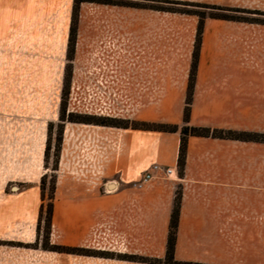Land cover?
<instances>
[{
  "label": "crops",
  "instance_id": "obj_1",
  "mask_svg": "<svg viewBox=\"0 0 264 264\" xmlns=\"http://www.w3.org/2000/svg\"><path fill=\"white\" fill-rule=\"evenodd\" d=\"M199 1L229 7L239 0ZM44 2L63 14L62 25L46 34L45 43L63 61L70 1ZM83 7L71 60L72 85L79 88V96L80 84L87 85V113L180 128L198 17ZM189 125L264 134L263 23L203 19ZM66 131L71 136L64 139L60 164L65 168L71 162V170L59 176V195L53 200L51 216L60 243L163 260L179 189L176 261L264 264V142L188 136L179 176V130L74 123ZM81 143L87 145L84 158L92 159L94 169L84 174L76 171L74 162ZM152 163L172 171L169 175L156 173L146 184L134 187L132 183ZM38 165L41 167V159ZM112 182L118 185L110 186ZM6 199L1 222L23 215L37 218L42 203L37 185ZM106 260L109 264H147Z\"/></svg>",
  "mask_w": 264,
  "mask_h": 264
},
{
  "label": "rangeland",
  "instance_id": "obj_2",
  "mask_svg": "<svg viewBox=\"0 0 264 264\" xmlns=\"http://www.w3.org/2000/svg\"><path fill=\"white\" fill-rule=\"evenodd\" d=\"M68 1L69 32L71 26L77 27L82 5L84 9L90 5L181 14L223 12L264 21V14L251 13H264V0H239L229 7L199 0ZM205 6L240 11H219ZM48 7L44 0H0V211L6 210L7 195L15 196L27 187L37 185L41 199L43 194L41 219L39 214L36 219L23 215L1 222L3 215L0 213V264H109L106 260L109 258L166 264L164 259L115 254L91 247L71 251L65 247L76 246L60 243L51 223L49 230L46 227L44 212L59 195V176L69 171L60 164L64 139L71 133L66 131V126L96 124L106 117L87 113L88 98L84 93L87 85L80 84L82 97L78 95L79 88L72 85L74 43H69L68 38L63 61L55 58L59 52L47 49L46 34L63 23V14L58 15L59 10ZM39 159L41 167H38Z\"/></svg>",
  "mask_w": 264,
  "mask_h": 264
},
{
  "label": "trees",
  "instance_id": "obj_3",
  "mask_svg": "<svg viewBox=\"0 0 264 264\" xmlns=\"http://www.w3.org/2000/svg\"><path fill=\"white\" fill-rule=\"evenodd\" d=\"M81 1L82 0H79V2ZM205 7L214 8L219 11H224V10L240 11V10L223 8L220 6H205ZM222 13L209 14V15H205L203 13L201 14L191 13V14H195L198 17V24H197L196 39L194 43L193 56H192L193 59H192V64H191V74H190L189 81L187 84L185 104L183 108V117H182L183 124L180 126V128L176 124L149 122V121H141V120L130 121L128 119H123L121 122H119V119L111 118V117H103V119L96 122V124L105 125V126H114V127H120V128L158 130V131H164V132H175L179 130L180 144H179V152H178V158H177V167H178L179 176L183 174L184 162H185L186 139L188 136H203V137L213 136V137H220V138L264 142V134L251 133V132H238V131H232V130H217V129L211 130L206 127L189 125L190 104H191L193 84H194V73H195L196 60H197L198 51H199L200 42H201V31L203 27V19L208 16L212 18H219V19H225V20L248 21V22H257V23L264 24V21H261L255 18L237 17V16H232V15H227V14H222ZM251 13L264 14V13H259V12H251ZM69 34H70L69 43L73 45L74 40H75V35H76V25L70 27ZM42 199H43V194H42ZM180 199H181V193H180V190L177 189L175 193L173 209H172V212L170 215V221H169L167 247H166V254L164 257V262L166 264H190L189 262H180L174 259V246H175V238H176V231H177V225H178ZM52 209H53V204L50 203L47 206L46 211L44 212V218H45L46 227L48 230L50 228V223H51ZM42 215H43V204H41L40 206V213H39L40 219L42 218ZM65 249L73 251L79 248L78 247H65ZM195 264H198V263H195Z\"/></svg>",
  "mask_w": 264,
  "mask_h": 264
},
{
  "label": "built area",
  "instance_id": "obj_4",
  "mask_svg": "<svg viewBox=\"0 0 264 264\" xmlns=\"http://www.w3.org/2000/svg\"><path fill=\"white\" fill-rule=\"evenodd\" d=\"M76 149H74L75 151ZM88 148H87V145H84V143H81V149H79V154H78V157L76 159H74L75 161V167H76V171H81L83 172L82 174L84 173H89V172H92L94 169L92 168V164H91V161L92 159L91 158H84L85 156V152L84 151H87ZM71 153H73L71 151ZM63 155V154H62ZM61 155V157H62ZM70 156V155H69ZM61 160V158H60ZM72 161L70 159V157H68V161ZM70 164L71 162L67 165L66 168H68V170H71L70 168ZM171 168L168 167V166H164L162 164H159V163H152L149 165V167L147 169H145L141 175V177L132 183V185L134 187H141L142 185L146 184L147 182H149L156 173H163L165 175H169L171 173ZM114 184H117V182H112L110 184L111 185H114ZM112 188H104L105 191H110Z\"/></svg>",
  "mask_w": 264,
  "mask_h": 264
}]
</instances>
